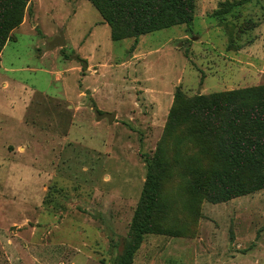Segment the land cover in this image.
I'll use <instances>...</instances> for the list:
<instances>
[{
    "label": "rangeland",
    "instance_id": "374dc122",
    "mask_svg": "<svg viewBox=\"0 0 264 264\" xmlns=\"http://www.w3.org/2000/svg\"><path fill=\"white\" fill-rule=\"evenodd\" d=\"M24 15L0 60V264H115L153 162L158 206L133 264H264V190L219 202L215 175L255 178L195 117L198 97L264 88V0H195L190 25L119 42L86 0Z\"/></svg>",
    "mask_w": 264,
    "mask_h": 264
},
{
    "label": "trees",
    "instance_id": "16d2710c",
    "mask_svg": "<svg viewBox=\"0 0 264 264\" xmlns=\"http://www.w3.org/2000/svg\"><path fill=\"white\" fill-rule=\"evenodd\" d=\"M100 13L114 42L135 39L177 26L190 25L195 0H86ZM31 0H0V60L11 34L24 23ZM181 98L176 95V100ZM195 117L210 119L220 133V156L230 167L249 172L255 179L241 181L214 176L212 188L226 202L264 190V88L243 90L209 99L198 97ZM220 114V116L218 115ZM154 162L148 165L141 203L132 222L133 238L115 264H133L157 211L159 181ZM247 185V184H246Z\"/></svg>",
    "mask_w": 264,
    "mask_h": 264
},
{
    "label": "water",
    "instance_id": "95a60500",
    "mask_svg": "<svg viewBox=\"0 0 264 264\" xmlns=\"http://www.w3.org/2000/svg\"><path fill=\"white\" fill-rule=\"evenodd\" d=\"M62 47H65V40H64L63 33H60L59 38L50 45L48 51H53L55 49L62 48ZM73 59L77 61L78 63H80L83 69H88V64L85 61L80 60L78 57H74ZM93 110L96 114L98 122H101L103 120H108L109 124H113L115 120L117 119L116 114H101L96 109H93Z\"/></svg>",
    "mask_w": 264,
    "mask_h": 264
},
{
    "label": "crops",
    "instance_id": "0c3cea01",
    "mask_svg": "<svg viewBox=\"0 0 264 264\" xmlns=\"http://www.w3.org/2000/svg\"><path fill=\"white\" fill-rule=\"evenodd\" d=\"M23 25H24V24H23ZM23 25H22V26H23Z\"/></svg>",
    "mask_w": 264,
    "mask_h": 264
}]
</instances>
